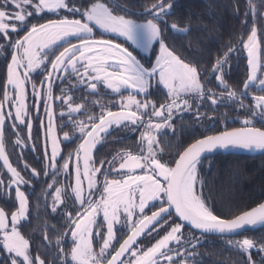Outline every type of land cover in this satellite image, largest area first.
Segmentation results:
<instances>
[{"label":"snow or ice","instance_id":"1","mask_svg":"<svg viewBox=\"0 0 264 264\" xmlns=\"http://www.w3.org/2000/svg\"><path fill=\"white\" fill-rule=\"evenodd\" d=\"M173 2L0 0V56L6 61V78L0 81V173L7 174V183L0 176V191L15 188L14 210L0 207V264H203L197 249L201 237L210 235L220 237L235 254L232 264H264V234L232 238L246 228L264 227V203L222 217L204 196L202 177L205 158L214 150L264 151V0H245L240 37L211 68L186 61L166 43L161 24L168 26ZM45 13L55 18L33 22ZM169 27L186 35L190 20L184 27L178 22ZM112 37L145 51L158 43L155 62L146 66ZM240 50L246 53V78L242 87H233L223 69ZM212 77L216 84H211ZM100 85L120 97L119 109L112 110L111 102L93 101L100 112L88 114V101L75 103L70 93L86 89L94 95ZM161 88L166 95L157 106L151 90ZM124 91L126 96L121 95ZM221 107L227 111L216 115ZM231 111L237 113L240 127L202 135L187 146L177 144L165 158L166 148L173 145L161 137L168 129L175 134V118L190 113L197 122L207 120L206 130L211 131L216 119L226 124ZM36 120L43 133V163L38 171L21 154L18 159L31 170L26 178L11 161L5 126L11 122L13 151L23 153L31 144L32 151L39 152L33 135ZM116 129L139 132L138 150L97 162V146ZM76 141L65 156L62 145ZM41 171L52 179L44 181V195L52 197L44 210L50 208L48 215L59 220L52 228L45 221V251L37 248L34 254L30 238L21 231L31 215L29 195L21 186H31ZM59 177L74 179V184H63ZM49 232L55 235L54 244Z\"/></svg>","mask_w":264,"mask_h":264},{"label":"trees","instance_id":"2","mask_svg":"<svg viewBox=\"0 0 264 264\" xmlns=\"http://www.w3.org/2000/svg\"><path fill=\"white\" fill-rule=\"evenodd\" d=\"M154 0H137L138 4L150 3ZM237 5L238 11H237ZM245 0H174L172 14L167 17L168 26L161 24L164 30V39L166 43L175 48L177 53L183 57L186 61H192L201 67L211 68L212 64L218 58L223 55V52L227 50L230 44H234L239 39L241 34V21L244 18ZM47 18H55L49 13L43 14L42 17H34L33 22L39 20L44 22ZM190 20V31L186 35H180L174 33L169 27L172 22H178L181 27H184ZM246 32L244 36H246ZM23 35V32L20 33ZM116 39L115 37H112ZM118 40V39H117ZM120 41V40H119ZM118 41V42H119ZM117 42V41H115ZM137 55V54H135ZM155 54L152 53L150 63ZM140 59V58H139ZM10 60V55L8 56ZM143 60V59H142ZM144 61V60H143ZM149 61V60H148ZM146 65V64H145ZM230 65V67H229ZM149 66V65H148ZM246 56L242 50L233 53L228 64L224 65V72L226 73V80L233 87H242L243 81L246 76ZM38 74H35V76ZM6 78V61L3 56H0V81ZM211 84H216L215 78L212 77ZM211 84L209 86H211ZM161 90V89H160ZM103 94L107 93L105 90L101 91ZM152 96L150 98L156 100L157 104L164 102V91H159L161 95H158L155 90H151ZM75 96V103H82L84 100L88 101V114H99L100 106L93 105L95 100H104L106 103L110 102L114 105L112 110L117 109V102L119 97L116 95L108 94L103 97L97 94L88 95L87 91H75L70 93ZM157 94V95H156ZM122 95V94H121ZM154 95L157 96L154 97ZM105 98V99H104ZM3 99L2 84H0V100ZM118 99V100H117ZM221 110L216 115L225 113L227 110L220 108ZM234 115V112H229V115ZM84 118L85 117H79ZM177 120V119H176ZM179 130L175 134L169 136V139H163L165 141L170 140L173 147L166 148L165 152L168 157L171 153L175 152V145L180 144L187 146L195 138H199L202 135L213 134L217 131L224 130L225 127L232 128L241 126L238 120H227V123L221 122L217 119L215 127L211 131H207L206 127H195L180 121ZM9 121L5 126V141L7 150L11 154L10 158L15 167L21 171V174L26 178L31 175L30 169L24 168V163L21 162L18 157L22 154L25 161L31 166L37 168L38 171L42 167L43 157V133L40 127V121H34L33 135L38 138L37 147L39 152L32 151V145L29 144L27 148L23 150V153L19 149L13 151L12 141L14 136L10 130ZM260 127V123L256 124ZM67 130V129H65ZM139 132H130L124 129H116L111 135L107 136L102 144L97 146L95 159L97 162L101 159H112L117 153L124 150L137 151L136 143ZM26 135V128L24 130ZM78 141L69 146L62 145L63 154L67 156L70 146H73ZM182 150V149H181ZM165 154V153H164ZM211 161V166H208V161ZM207 161L202 168V174L205 176V197L208 198L210 205L213 207L216 214L231 218L234 215L239 214L241 211L247 210L254 205L264 200V152L257 154L246 153H217L205 158ZM61 163L63 161L61 160ZM2 164V162H0ZM0 176L7 178L6 171L0 173ZM61 181H64L62 177H59ZM44 181L52 182L50 176H44L43 172H40V176L34 177L31 186H24L23 190L29 195L31 204L30 222L24 223L21 231L23 234L30 238L31 248L35 254V250L40 248L41 252L45 249L42 247L43 241V226L47 221L48 227L52 228L57 223L59 217L49 216V208L46 212L43 205L47 202L51 204V195H44V190L47 189V184ZM56 186H60L57 184ZM34 189V191H33ZM49 193H54V188L48 190ZM41 207L37 209V199ZM14 197H7L3 191H0V207L7 206L9 212L14 209L13 207ZM37 213L39 214L37 218ZM63 223V221H60ZM188 227H185L187 230ZM62 231V229H61ZM53 244L55 243V235L52 232L48 233ZM58 234V233H57ZM264 234V227H258L256 229L243 232L241 235L232 237L234 239L248 237H261ZM199 235V233H197ZM70 247V245H69ZM198 252L201 254L199 257L203 260V264H232L236 259L235 254L225 245L224 241L215 235L201 237V243L198 247ZM55 251V249H53ZM255 258V257H254Z\"/></svg>","mask_w":264,"mask_h":264},{"label":"rangeland","instance_id":"3","mask_svg":"<svg viewBox=\"0 0 264 264\" xmlns=\"http://www.w3.org/2000/svg\"><path fill=\"white\" fill-rule=\"evenodd\" d=\"M97 31V33L99 32V30H96ZM247 35V34H246ZM15 38V37H14ZM116 39H114L115 41H119L118 43H124V46H126V47H128L129 48V50L130 51H133V53L134 54H137V57H138V59L140 58V60L142 61V63H144V64H146V66H148V65H150L151 63H154L155 62V56H154V58H152V62L150 63V59H149V57H151V55H152V53H154L155 55L156 54H158V51H159V46H158V43L157 44H155L154 45V47H153V49H150V50H147V51H145V50H140V49H136V48H134V47H132L128 42H125V41H123L122 40V38H119V37H115ZM245 38H246V36H245ZM118 39V40H117ZM244 55L246 56V53L244 52ZM144 61H143V60ZM149 60V61H148ZM247 66V65H246ZM245 78H246V76H245ZM39 80H40V77H39V75H36L35 76V82L37 83V84H39ZM216 82V81H215ZM102 90H105L108 94H112L111 93V90H107V89H104L103 88V86L102 85H100L99 87H98V93H97V95H100V96H103V97H105L106 95L105 94H103L101 91ZM153 90H155V89H153ZM161 90L162 91H164L162 88H161ZM160 90V91H161ZM27 97H28V102L29 103H32V88H31V85H29L28 87H27ZM59 91H60V89L59 88H55V93L56 94H59ZM85 92L87 91L86 89L84 90ZM156 91V90H155ZM165 92V91H164ZM156 93H157V91H156ZM122 95H127V92L126 91H124V92H122L121 93ZM112 95H114V96H116V94H112ZM157 95V94H156ZM156 95H154V97H156L157 98V96ZM158 95H161V93L160 92H158ZM165 95H166V92H165ZM164 95V96H165ZM118 96V95H117ZM119 97V96H118ZM100 98V97H99ZM99 98H98V100H95L94 99V101H99L100 103H102V104H104V103H106V101L104 100V102L102 101V100H99ZM138 99H142L141 97H137ZM105 99V98H104ZM119 99H120V97H119ZM3 100V99H2ZM118 100V99H117ZM250 100H251V97L249 96L248 98H247V100L245 101L246 103H248V102H250ZM156 102H157V99L155 100ZM59 103V102H58ZM98 106L99 104H95L94 106ZM106 105V104H105ZM157 106H158V104H157ZM119 108V103L117 102V109ZM222 109H224V110H227V109H225V108H223V107H221ZM9 109L6 107L5 108V112H7ZM221 109H219V111H220ZM201 111L203 112V111H205V109L204 108H202L201 109ZM57 112H59V108H57ZM234 112V115H232V114H230L229 115V118H228V120L229 121H232V120H238L237 118H236V116H237V113L235 112V111H233ZM33 116H35L37 113H36V111H35V107L33 106V111H32V113H31ZM39 114L41 115V116H43L44 115V109H43V105H41L40 106V109H39ZM209 115H212V113L211 112H209ZM84 119V118H83ZM177 119V120H176ZM217 120V119H216ZM216 120H215V122H216ZM180 121H183V122H185L186 124H189L190 123V125H192V126H195V127H205L207 124H208V121L207 120H204V121H201V122H197L195 119H194V117L190 114V113H184V114H182V117H177V118H175L174 119V126H175V132L176 131H178L179 130V125H180ZM238 122H239V120H238ZM240 123V122H239ZM257 123H259V122H257ZM256 123V124H257ZM68 130V129H67ZM66 130V131H67ZM166 131V133H167V135H165V136H163V137H161V139H169L170 137L169 136H171L172 135V130H170V129H168V130H165ZM26 135H27V130H26ZM78 135V134H77ZM138 137H139V134H138ZM78 143V142H77ZM76 147V144L75 145H73V146H70L69 147V149L68 150H72V149H74ZM62 150H63V147H62ZM49 151H50V149H49ZM69 152V151H68ZM247 154V153H246ZM167 155V153L165 152V154H164V156H166ZM165 158H167V157H165ZM207 161H205L204 162V164L206 163ZM6 171V170H5ZM202 177H203V179L205 180V176H204V174H202ZM62 179L64 180V181H62V183L63 184H68V183H73L74 184V179H65L64 177H62ZM101 179H102V177H101ZM5 183H7V178H5ZM60 186H61V184H60ZM21 188H22V190H23V188H24V186H21ZM70 191V190H69ZM204 196H205V187H204ZM3 192L5 193V195L8 197L9 195L10 196H13L14 197V201H15V188L13 187L12 189H11V192L9 193L8 192V190H7V188H5L4 190H3ZM27 194V193H26ZM63 198V197H62ZM16 206H18V205H16ZM14 210V209H13ZM152 210H154V209H152ZM149 213H150V211H149ZM148 213V214H149ZM238 215V214H237ZM102 218V217H101ZM184 231L185 232H187V230L186 229H184ZM164 234V232L163 231H161L160 232V235H163ZM144 240H145V242L147 243V239L146 238H143ZM152 242H154V240L152 241ZM118 246V245H117ZM148 246H150V244L148 245ZM97 250H98V247H97Z\"/></svg>","mask_w":264,"mask_h":264},{"label":"water","instance_id":"4","mask_svg":"<svg viewBox=\"0 0 264 264\" xmlns=\"http://www.w3.org/2000/svg\"><path fill=\"white\" fill-rule=\"evenodd\" d=\"M115 111V110H114ZM238 127H240V126H238ZM214 134V133H213ZM227 152H234V153H247V154H257V153H262V152H264V151H260V150H256V151H248V150H244V149H228V150H214L213 151V153H211V154H207V156L206 157H208V156H211V155H214V154H217V153H227ZM260 203H264V200L262 201V202H260ZM259 204V203H258ZM257 204V205H258ZM257 205H254V206H252V207H255V206H257ZM251 207V208H252ZM251 208H249V209H247V210H250ZM150 214V213H149ZM178 219V218H177ZM186 227H188V226H186ZM248 230H252V229H250V228H246V229H244L243 230V232H245V231H248ZM242 232V233H243ZM216 236V235H215Z\"/></svg>","mask_w":264,"mask_h":264}]
</instances>
